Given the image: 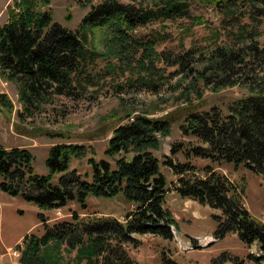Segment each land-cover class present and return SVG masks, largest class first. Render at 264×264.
<instances>
[{"label": "trees", "instance_id": "trees-1", "mask_svg": "<svg viewBox=\"0 0 264 264\" xmlns=\"http://www.w3.org/2000/svg\"><path fill=\"white\" fill-rule=\"evenodd\" d=\"M128 1L122 4L105 0L92 6L81 21L80 30L108 23L112 48L119 56L122 57L121 51L142 52L151 56L148 68H152L153 58L159 62L164 55L155 53L152 41H132L130 32L148 19L178 16L199 0ZM225 1L209 2L221 5ZM38 2L48 4V0H20L16 10L8 7L9 18L0 25V79L16 87L22 119L33 118L63 101H89L98 83L82 66L86 62L83 47L86 33L62 27L48 12L39 13ZM247 2L259 16L264 15V0ZM191 56V51L177 56L170 66L178 65L182 71L186 67L188 73L193 72L191 65L198 61ZM247 58L261 59L256 45L237 51L215 48L208 65L197 74L206 84L210 77L217 76L222 82L220 86H234L232 78L248 66L251 59L246 61ZM139 62L143 67L144 59ZM208 70L212 74L209 77ZM1 106H8V112L12 111L5 95H0ZM186 117L184 133L195 138L198 145L184 151V164H173L168 159L161 163L155 155L161 150L162 139L170 135L171 121L167 117L134 115L130 122L117 126L107 142L106 158L88 159L87 173L70 167L73 160L86 158L82 146H53L45 159L47 175H39L32 166L34 157L30 151L0 144V192L7 196L51 212L64 209L70 203L85 211L90 198L121 197L133 206L123 221L110 216L83 219L72 211L70 220L49 224L46 214L40 213L38 221L43 234L25 235L21 244L15 246L19 252L18 263L138 264L129 254L130 247L139 245L135 236L151 235L173 241L171 227L177 230L178 225L165 208L168 186L161 172L163 165L177 176L175 192L182 199L220 212V215H211L216 225L212 235L215 240L236 234L245 246H257V255L249 253L241 259L229 251H221L208 264H263L264 223L245 207L244 181L234 184L211 165L198 171L191 159L217 165H242L264 178V95L252 91L248 97L229 106L227 114L213 107L208 112L194 111ZM176 147L171 146V156L178 154ZM161 264L178 263L163 251Z\"/></svg>", "mask_w": 264, "mask_h": 264}, {"label": "rangeland", "instance_id": "rangeland-1", "mask_svg": "<svg viewBox=\"0 0 264 264\" xmlns=\"http://www.w3.org/2000/svg\"><path fill=\"white\" fill-rule=\"evenodd\" d=\"M19 1L0 0V25L9 18L8 7L16 10ZM104 1L48 0L47 5L38 2L36 6L39 13H50L53 21L62 27L86 33L87 41L83 42L86 62L82 66L98 82L94 88L95 96L89 101H63L54 108L35 114L33 118L22 119L19 115L23 109L16 87L0 79V95H5L12 104L11 112H8V106L0 107V144L6 148L21 147L30 151L34 157L32 166L39 175H47L45 159L48 151L56 145L82 146L86 158L73 160L70 167L87 173L86 168L90 169L87 160L105 159L104 151L113 130L130 122L134 115L167 117L171 121L170 135L162 139L161 150L155 155L161 163L168 159L173 164H184V151L198 145L195 138L184 133L189 113L208 112L214 107L227 114L229 106L248 97L252 91L253 94L264 95V15L259 16L247 0H226L221 5L209 2L211 0H199L178 16L148 19L143 26L132 30V41H152L155 43V53L164 55L159 62L153 58L152 68H148L151 56L142 52L121 51L122 57L119 56L112 48L108 23L101 22L80 30L81 21L91 7ZM116 1L122 4L129 2ZM250 45L258 47L261 59L247 58L246 61L251 59L248 66L232 78L234 86H220L222 82L217 76L210 77L209 84L199 79L197 71L208 65L209 56L215 48L237 51L246 50ZM188 51L198 61L191 65L193 72L188 73L186 67L182 71L178 65L170 66L177 56ZM142 59L145 61L143 67L139 62ZM209 72L206 71L208 77L212 75ZM173 144L178 149L175 156L170 154ZM191 163L198 171L211 165L234 184L243 180L246 185V209L264 223L263 177L242 165H217L195 158L191 159ZM161 172L168 186L165 208L177 221L178 228H172L174 239L171 242L155 240L150 235L135 236L139 245L137 249L130 247L132 254L146 258L149 264H161L163 251L178 264H208L221 251H229L241 259H245L249 253L258 254L256 245L245 246L236 234L215 241L212 235L216 225L211 215H220V212L182 199L175 192L177 176L167 166L162 165ZM132 208L130 203L117 197L90 198L85 211L77 204H69L53 212L40 211L20 198L0 192V264H19V253L15 246L21 243L22 237L27 233L43 234L38 221L40 213L46 214L44 216L49 219V224L70 220L72 211L83 219L113 214L123 221L124 215Z\"/></svg>", "mask_w": 264, "mask_h": 264}, {"label": "crops", "instance_id": "crops-1", "mask_svg": "<svg viewBox=\"0 0 264 264\" xmlns=\"http://www.w3.org/2000/svg\"><path fill=\"white\" fill-rule=\"evenodd\" d=\"M103 216H113L115 217L113 214H105ZM154 237V236H153ZM155 240H159L160 238L158 237H154ZM137 249V248H136ZM129 254L132 257V259H134L138 264H149V262L147 261L146 258L142 257V256H137V254H132V251L129 248ZM161 261V260H160Z\"/></svg>", "mask_w": 264, "mask_h": 264}]
</instances>
